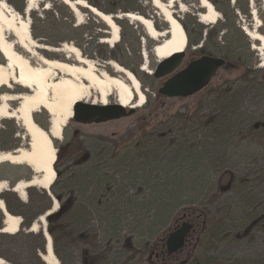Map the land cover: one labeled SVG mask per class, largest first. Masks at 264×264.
I'll return each mask as SVG.
<instances>
[{"label":"rangeland","instance_id":"374dc122","mask_svg":"<svg viewBox=\"0 0 264 264\" xmlns=\"http://www.w3.org/2000/svg\"><path fill=\"white\" fill-rule=\"evenodd\" d=\"M5 1L23 15L25 0ZM210 1L221 14V19L215 24L200 22L198 16L204 10L199 0H180L179 6L173 8L188 37L186 55L180 69L194 59L211 55L208 48L213 47L214 43H219L224 51H234L236 58H230L205 89L184 98H169L159 94V88L167 77L157 79L153 76L160 63L153 54L156 41L148 38L140 24L117 19L120 41L112 47L101 42L108 36V27L86 9L80 8L84 15L83 23H79L60 0H42L30 13L31 31L39 44L59 48L64 43L74 44L85 57L101 64L110 74V67L105 63L108 60L115 61L137 76L146 95L142 107L134 108L130 116L118 120L86 125L76 122L72 117L64 128L63 138L57 140L61 149L59 151L57 148L56 170H59L62 177L55 181V187L65 204L66 214L61 221H54L51 229L55 236H52L53 249L61 264H116L114 258L122 262L128 259L127 264H148V246L152 235L166 226L173 216L162 218V227L151 234L146 221L150 215H154V211L148 212L147 207L143 211L142 223H145L135 229L133 224L125 222L128 226L124 225L120 241L105 232L100 212H91L80 203L73 204L77 193L60 189L67 187L66 179L72 164L81 157V151L86 149L84 145L97 137L106 138L117 148L127 150L128 157L141 159L137 183H133L128 190L131 194L140 193L144 201L148 202L151 195L158 191L164 192L150 182L152 176L161 177L164 181L172 173L195 178L196 184L192 182L188 185L189 188L174 203L178 204V208L196 203L209 214L212 225L223 223L224 231L216 237L208 233L203 243L204 249L201 251L209 253L206 256L209 264H234V261L240 264H264V226L251 230L246 236L243 233L237 237L236 233H242L248 222L247 212L238 208L240 203L234 188L224 191L222 195L217 189L225 173L229 175L225 176L223 184L232 177L249 183L264 181V62L263 55L253 48L257 43L244 30V27L253 28L255 25L251 14L255 8L261 18L260 32L264 34V1ZM99 10L113 15L135 12L151 18L159 30L167 27L151 0H117L115 4L101 0ZM143 53L149 57L148 65L153 69L151 74L141 68ZM0 59H3L1 54ZM48 119V113L44 110L35 114V120L40 126L48 125ZM26 141L19 121L0 122V153L21 148ZM127 163L130 165L128 160ZM18 166L26 165L8 162L0 164V182L7 183V190L0 193V199L4 201L7 210L9 207L13 210L11 214L24 221L17 234L0 233V258L4 264H46L42 260L45 253L43 232L41 229L38 231L42 235L41 239L32 236L38 232H31L29 225L37 222L39 216L52 208L50 195L58 198L52 192V185L49 191L30 187L26 199L22 200L13 191L14 186L19 181L29 180L34 173L28 166V170L15 169ZM194 169L198 174H192L191 170ZM131 170L133 168L127 167L125 173L117 175L135 176ZM198 179L203 180L202 184ZM152 180L154 182L155 179ZM83 187L84 190H90ZM258 194L264 200V192ZM161 196L162 199L166 197L168 203L173 200L170 192ZM16 198L28 205L29 209L20 206ZM58 202L55 212L63 205ZM166 209L169 208H160ZM177 209L174 208L175 211ZM0 213L1 230L4 215L1 210ZM47 218L46 231L50 234ZM162 220L167 221L164 223ZM62 224L68 225L65 231L58 229ZM36 253L43 263L37 260Z\"/></svg>","mask_w":264,"mask_h":264},{"label":"bare ground","instance_id":"6f19581e","mask_svg":"<svg viewBox=\"0 0 264 264\" xmlns=\"http://www.w3.org/2000/svg\"><path fill=\"white\" fill-rule=\"evenodd\" d=\"M26 12L17 13L5 1L0 0V122L17 120L26 135V143L20 149L0 153V164L26 165L35 177L30 181H19L13 191L25 200L27 189L38 187L49 190L56 181L54 166L57 162V149L53 142L63 138V130L73 117V107L77 102L106 105L116 101L124 107L139 108L146 102L141 82L129 69L115 61L109 62L110 72L98 62L85 57L82 51L71 43L61 47L39 44L31 32L30 13L42 0H25ZM83 23L81 7L90 11L104 23L109 31L102 43L115 46L120 41V27L117 19H127L140 24L150 40L156 41L153 54L161 62L187 49L188 37L173 8L180 0H151L166 22L167 27L159 30L151 18L135 12L110 15L92 7L85 0H60ZM264 1V0H263ZM252 2V0H251ZM204 10L199 14L203 24H215L221 14L210 0H199ZM256 22L253 28L244 30L254 41L253 48L263 55L264 34L260 32L262 23L258 11L251 12ZM1 60V59H0ZM149 57L143 53L142 70L152 73L148 65ZM264 67V63H262ZM44 110L50 118L47 129L35 120V114ZM30 141V142H29ZM29 142V143H28ZM29 147L30 149H25ZM41 175V176H40ZM7 183L0 182V193L7 190ZM52 208L33 224L30 231L41 229L45 234V250L42 260L46 264H61L53 249V241L46 232V218L58 209L59 202L53 199ZM0 210L4 215L3 229L0 233L14 235L21 230L22 219L9 213L0 199ZM0 264H4L0 258Z\"/></svg>","mask_w":264,"mask_h":264},{"label":"trees","instance_id":"16d2710c","mask_svg":"<svg viewBox=\"0 0 264 264\" xmlns=\"http://www.w3.org/2000/svg\"><path fill=\"white\" fill-rule=\"evenodd\" d=\"M86 1L92 6L99 9V4L101 3V0H86ZM109 1L112 4H115L117 0H109ZM33 36L35 37L34 34ZM212 46L213 47L208 48L210 50L209 51L210 54L211 55L215 54L223 57L226 60V63L230 61V58L231 59L236 58V54L234 53V51L231 50H229V52L224 51L222 49L223 47H221L219 43H214ZM42 127L47 128L48 125H42ZM109 141L110 140H107L106 138L97 137V139L90 140L89 144L84 145L86 146V149H83L81 151L80 153L82 154L81 157H79L76 163L72 164L70 175L66 179L68 181L67 187H63L60 190L64 189L65 191L67 189L66 191L70 190L69 192L71 193L72 192L74 194L77 193V198H76L77 202L74 200L73 204L80 203L87 206L91 212H95V213L96 211L100 212L101 213L100 221L103 224V228L106 229L105 232L107 234L110 233L114 237V240L116 239L122 241V232L124 230L123 227L124 225L128 226L126 223L133 224L132 227H135V229H138L139 226L144 224L145 221L144 223H142L143 211L147 207H149L147 211L148 212L154 211V215H150V217H148L149 220L146 221V223L149 227L148 228L150 230L149 232L153 234L155 233V230L157 228H159L160 226L162 227V225H160L162 218L167 217V215L168 216L170 215L169 216L170 218L173 215L175 211L174 208L175 209L178 208V204L174 203V201L185 190L189 188L188 185L192 184V182L194 183V185L196 184L195 178L183 177V176H179L178 174L172 173L171 175H168L166 177L167 178L166 181H164V179H161V177L153 178L152 176L150 178V182L153 183L155 186H157L158 190H163L164 192L160 193V191H158L157 194L154 193L151 195L150 199H148V202L144 201L140 193L131 194L130 191L128 190L130 186L133 185V183H137V178H139L138 170L141 166V159L136 156L128 157L127 150L123 148H117V146L111 144ZM56 147L60 151L61 146L58 142H56ZM127 160L128 162H130V165L127 163ZM127 167L133 168V170L131 171L134 172L135 176L129 175L128 177L127 176L123 177L120 176L119 174L117 175V173H125ZM20 168H26V170H28L26 166H18L15 169H20ZM57 171H58L57 172L58 175L56 180L62 177V174H60L59 170ZM191 171L192 174H198L196 173L195 169ZM3 179L10 180L8 178H3ZM152 179H155L154 182H152L153 181ZM198 180H200L198 182H201L202 184L203 180L202 179H198ZM55 184L56 183H54L52 186V192L58 198V200L63 203L62 198L60 197L61 195H59L58 189H56ZM83 186L90 188V190L92 191L84 190ZM82 192L83 194H81ZM166 192L171 193L170 198L173 197V200H170L169 203L166 201L167 199L166 197L162 199L161 196L162 194H166ZM16 201L20 206L29 209V206L21 203V201H19L18 198H16ZM171 201L173 202L171 203ZM146 203H149V205H146ZM161 207H165L169 209L160 210ZM65 208H66L65 204L64 203L63 205L61 204L59 210L49 215L47 218L49 223V228H50L49 232L51 238L52 236H54V232L52 231L51 227L54 224V221L57 222L63 219L64 215L66 214ZM8 211L10 213L13 212V210L10 207L8 208ZM150 218L153 220H151ZM162 221H164L165 223L167 220H162ZM23 223L24 221L22 222V226ZM26 224L29 225V222L27 221ZM32 224L29 225V228L32 226ZM58 227L59 230L65 231L68 228V225L62 224L61 226L59 225ZM32 236L38 237L40 239L42 238L41 237L42 235L39 232ZM154 236L152 235V237ZM43 240L45 239L43 238ZM35 257L40 263H43V261H41V257L39 254L36 253ZM100 261H103V259ZM114 261L116 264L128 263V259L122 262L119 259L114 258Z\"/></svg>","mask_w":264,"mask_h":264},{"label":"flooded vegetation","instance_id":"af4514ba","mask_svg":"<svg viewBox=\"0 0 264 264\" xmlns=\"http://www.w3.org/2000/svg\"><path fill=\"white\" fill-rule=\"evenodd\" d=\"M226 175L229 173H225L220 178L218 193L222 195L224 191H231L234 188V194L239 198L238 208L247 212L248 221L242 233L238 231L236 236L241 237L243 233L246 236L252 232L251 230L264 226V200L259 198L258 194V192H264V181L249 183L238 177L236 179L232 177L225 185L223 181ZM233 184L236 186L232 187ZM175 212L171 221L152 237L148 246V264H209L207 258L209 253L201 251L204 249L203 243L208 233L213 237L220 235L224 231L223 223L212 225L209 214L199 208L196 203L179 207ZM173 236H182L181 243L170 244L169 239ZM234 264L240 263L234 261Z\"/></svg>","mask_w":264,"mask_h":264},{"label":"water","instance_id":"95a60500","mask_svg":"<svg viewBox=\"0 0 264 264\" xmlns=\"http://www.w3.org/2000/svg\"><path fill=\"white\" fill-rule=\"evenodd\" d=\"M80 8L81 7H78L79 10ZM26 9L27 6L24 7V13ZM185 55L186 51L177 53L161 61L154 70L153 76L155 78L160 79L167 77L166 81L159 88V94L169 98L192 96L205 89L218 74L219 70L226 64V60L221 56L203 55L190 61L186 67L180 69L183 65ZM111 61L112 60H108L105 64L108 65ZM134 111V108L124 107L116 101H111L106 105L80 101L75 103L73 107V119L80 124H101L130 116ZM49 121L50 118L48 119V122ZM49 125L48 123V126ZM52 142L55 149H57L56 141L54 140ZM18 149L20 148H16L13 151L15 152ZM25 149L30 148L27 147ZM54 169L57 173L55 166ZM33 177H35V174L27 181H30ZM181 241L182 236H173L169 239L170 244H180Z\"/></svg>","mask_w":264,"mask_h":264}]
</instances>
